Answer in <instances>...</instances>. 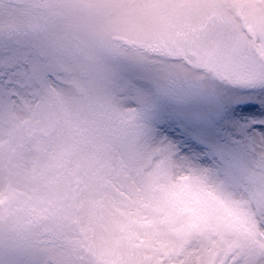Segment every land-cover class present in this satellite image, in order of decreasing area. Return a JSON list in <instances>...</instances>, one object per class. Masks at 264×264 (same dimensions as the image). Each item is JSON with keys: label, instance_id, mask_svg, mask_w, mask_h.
Instances as JSON below:
<instances>
[{"label": "snow or ice", "instance_id": "1", "mask_svg": "<svg viewBox=\"0 0 264 264\" xmlns=\"http://www.w3.org/2000/svg\"><path fill=\"white\" fill-rule=\"evenodd\" d=\"M0 264H264V0H0Z\"/></svg>", "mask_w": 264, "mask_h": 264}]
</instances>
